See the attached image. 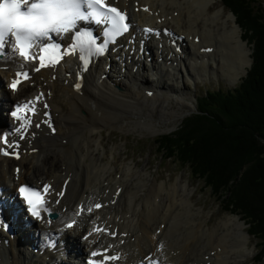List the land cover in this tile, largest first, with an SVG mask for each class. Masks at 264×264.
I'll list each match as a JSON object with an SVG mask.
<instances>
[{
  "label": "bare ground",
  "instance_id": "obj_1",
  "mask_svg": "<svg viewBox=\"0 0 264 264\" xmlns=\"http://www.w3.org/2000/svg\"><path fill=\"white\" fill-rule=\"evenodd\" d=\"M117 1L130 14L135 35L142 26L173 27L177 36L184 37L180 53L176 51L179 42L172 45L173 39L168 37L147 39L143 46L147 56L137 53L141 48L138 41H125L127 49L95 59L86 69L79 57L66 56L63 64L40 70L36 75L33 65L17 58L10 47L0 59V69L6 68L0 70L3 88L4 81L13 77L15 71L30 70L26 82L16 94L10 93L8 101L42 93L56 130L53 136L40 124L22 143L19 160L0 157L3 201L14 217L13 239L0 231L2 243L9 240L7 247H0V264H76L77 256L88 264L89 254L95 251L119 256L112 264L143 260H156L159 264L246 263L253 256L247 247L244 225L237 217H227L203 230V218H194L200 212L187 207L192 204V192L185 181L178 180L167 187L164 182L158 183L147 163L142 167L134 160L126 163L124 159L129 156L126 152L118 154L117 145L108 149L107 160V146L101 142L104 130L134 125L154 133L151 121L155 118L158 123L169 122L171 116L176 118L171 105H183L185 82L219 75L226 76L233 86L239 82L252 61L234 17L230 13L222 16V9L214 10L216 0H170L172 6L186 4L187 11L168 23V10L159 0ZM196 37L198 41L194 42ZM208 47H212V52L206 54L202 50ZM79 78L83 88L75 92L73 84ZM6 92L2 89L0 95ZM0 123L8 125L7 119H0ZM48 152L61 153L63 160L55 161ZM15 167H19L17 175L13 174ZM23 182H47L52 187L46 213L54 214L55 220L44 217L33 230L36 236L29 235L27 224L32 221L18 225L19 205L14 208L11 201H6L8 196L12 199ZM96 204L101 205L100 210ZM71 220L75 225L67 230ZM100 227L109 235L98 232ZM53 240L57 242L54 251L47 246ZM183 240L190 243V251L183 252ZM160 248L167 256L158 260ZM198 256L206 261L198 260Z\"/></svg>",
  "mask_w": 264,
  "mask_h": 264
},
{
  "label": "trees",
  "instance_id": "obj_2",
  "mask_svg": "<svg viewBox=\"0 0 264 264\" xmlns=\"http://www.w3.org/2000/svg\"><path fill=\"white\" fill-rule=\"evenodd\" d=\"M221 2L235 16L244 39L252 44L251 68L235 89L206 92L197 104V112L183 121L177 131L161 136L156 144L166 160H174L188 169L195 180L202 181L220 207L242 217L249 235L260 242L257 259L261 261L264 260V6L257 0Z\"/></svg>",
  "mask_w": 264,
  "mask_h": 264
},
{
  "label": "snow or ice",
  "instance_id": "obj_3",
  "mask_svg": "<svg viewBox=\"0 0 264 264\" xmlns=\"http://www.w3.org/2000/svg\"><path fill=\"white\" fill-rule=\"evenodd\" d=\"M74 2V0H16L18 6L25 3H30L34 10L29 16H25L24 12L20 11L19 15L22 19L34 18L40 21L37 30L27 37L20 34L13 25L5 26L0 21V50H3L6 46V42H11V50L16 52L19 57L24 61H38V67L40 69L55 66L65 55L72 54L77 49L79 50V59L86 62V57L92 55H102L104 52V45L97 44V40L91 31L87 29H81L75 31L77 25L80 22H92L97 25H105L104 36L107 38L118 37L123 33L129 31V23L127 22L126 14L120 11L117 7L109 6L105 0H82V4L86 7H78L76 11H67L65 6ZM19 10V8H18ZM147 11V9H144ZM145 33H151L152 30L144 28ZM53 34L63 37L65 34H71V45L69 48L61 51L59 44L53 42ZM34 49H38V52H34ZM18 76H23L25 80L28 78V73H17ZM18 81H13L11 87L15 90L17 88ZM78 90L80 85H75ZM42 95V94H41ZM40 96L36 97L38 101ZM47 107V105H45ZM31 112L35 114V108L32 107L31 102H28L27 107L18 106L15 111L12 112V116L17 119L20 126L15 129L17 133H22L23 130L30 126L31 121L28 120L23 113ZM18 113H20L18 115ZM21 139L24 138L22 135ZM5 147L0 149V154L5 156H14L19 158V152L15 149L18 145L8 141L7 137H0ZM12 149V151H9ZM49 189V185H43V190L46 192ZM19 193L23 196V199L28 204V210L32 216L39 218L40 209H47V205L42 199L43 192L41 190L31 189L30 186H21ZM96 208H100V204L95 205ZM91 210V209H89ZM71 225H69L70 227ZM97 255H107L106 253H96ZM119 256L111 255L107 257L104 264H108V261H118ZM152 264H158L155 260Z\"/></svg>",
  "mask_w": 264,
  "mask_h": 264
},
{
  "label": "rangeland",
  "instance_id": "obj_4",
  "mask_svg": "<svg viewBox=\"0 0 264 264\" xmlns=\"http://www.w3.org/2000/svg\"><path fill=\"white\" fill-rule=\"evenodd\" d=\"M184 1L186 0H180V2ZM257 1L262 3L264 6V0ZM158 3L160 5H163L168 10L166 14L167 16L165 18L168 23H171L172 20L177 19V17L179 16H183L187 11L186 4L182 6H172L170 5V0H159ZM220 9H222L223 11L222 16H227L230 13L226 8L223 7L221 0H216L214 10ZM236 26L238 27L237 24ZM239 32L242 41L246 43L248 49L252 54V44L248 43L247 39H244L243 32L240 28ZM211 67H213V64H211ZM0 81H2V77H0ZM240 81L233 86V84L228 82V78L226 76L219 75L217 78L210 76L206 79H198L195 82H185V86L182 87L184 94L183 105L181 107L178 104L171 105V110L175 111L176 115H178L177 117L179 118L171 116L169 119L168 117L169 122L167 123H158L155 118V120H153L154 122L151 121L154 130H156V132L154 133H150V131L147 129H138L137 126L134 125H131L132 128H129L130 126H127L123 128L104 130L101 142L103 140L102 143L104 144L105 148L107 146V154L105 156V159L107 160H109L110 157L108 149L113 145H117L119 147V149H117L118 154L122 155L123 152H126V155L129 156V158L127 159H124L125 157H122L126 163L130 160H134V162L140 167L144 166L147 163L148 171L152 176L158 177V183L164 182L167 187L169 184H172L175 181H185L188 184V189L192 192L190 195L192 204L187 205V207L192 209L193 211L200 212L199 216H194V218L196 221H199L200 218H203V230L205 228L211 229L220 220H223L227 217H237L244 225V230L249 240L247 247L252 251L253 256V258H251L248 262L242 264H264V260L259 261L257 259V256L259 254L260 242L254 239L253 236L249 235L248 226L242 220V217L225 211L224 206L220 207L219 203L211 194L210 189L206 188L203 185L202 181L195 180L188 169L181 168L174 160H166L164 158V154L158 152V146L156 144V142L160 140L161 136L168 135L177 131L183 121L197 112V104L199 101H201L200 99L202 96H204L205 91L218 89L224 91L231 90L236 88ZM0 98L2 99V101H8L9 99H11V94L10 92H6L0 95ZM96 139H99L98 135L96 136ZM61 145L65 146L63 143ZM47 154H49L50 157H54L55 161L63 160V156L61 153L56 152L55 154H53L52 152H48ZM119 165H121V160L118 163V166ZM6 201L8 204L10 203L11 200L9 199V196L6 197ZM28 231L29 235H32V233L33 235H35L34 231ZM199 236L201 237V235ZM182 250L183 252L186 250L190 251V243H187L185 240H183ZM157 254L159 255L158 260L163 259L165 256H167L162 248L157 251ZM180 255L182 257L184 254ZM197 259L203 262L206 261V259L201 256H198ZM74 262H76V264H85L84 259L80 256H77L74 259Z\"/></svg>",
  "mask_w": 264,
  "mask_h": 264
},
{
  "label": "clouds",
  "instance_id": "obj_5",
  "mask_svg": "<svg viewBox=\"0 0 264 264\" xmlns=\"http://www.w3.org/2000/svg\"><path fill=\"white\" fill-rule=\"evenodd\" d=\"M78 7H86L82 4V0H74V2L65 6L67 11H76ZM19 8V10H18ZM24 12L25 16H29L34 10L30 3L18 6L16 0H0V21L7 27L13 25L24 37L32 35L38 28L40 21L34 18L22 19L19 12Z\"/></svg>",
  "mask_w": 264,
  "mask_h": 264
}]
</instances>
